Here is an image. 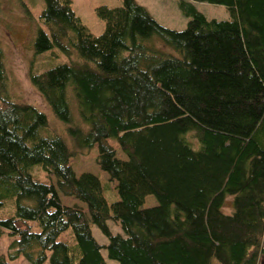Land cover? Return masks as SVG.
<instances>
[{
	"label": "trees",
	"instance_id": "obj_1",
	"mask_svg": "<svg viewBox=\"0 0 264 264\" xmlns=\"http://www.w3.org/2000/svg\"><path fill=\"white\" fill-rule=\"evenodd\" d=\"M192 1L231 19L180 0L179 31L122 0L95 9L105 28L94 35L72 0H43L35 53L57 47L68 62L28 76L72 147L43 111L10 99L0 46V239L10 238L0 264H264V0ZM91 149L116 182L113 202L98 175L73 169ZM149 195L156 204L144 207Z\"/></svg>",
	"mask_w": 264,
	"mask_h": 264
},
{
	"label": "rangeland",
	"instance_id": "obj_2",
	"mask_svg": "<svg viewBox=\"0 0 264 264\" xmlns=\"http://www.w3.org/2000/svg\"><path fill=\"white\" fill-rule=\"evenodd\" d=\"M72 1L74 12L94 35H100L105 28V22L97 16L95 9L101 5L115 7L122 3V0ZM179 1L180 0H137L139 4L148 9L155 20L161 25L180 31L187 28L189 19L179 7ZM186 1L192 2L207 19H231L230 13L224 5L192 0ZM43 8V0H0V46L3 50L4 63L8 77L7 94L12 100L32 104L43 111L47 116L49 128L52 131H58L69 146L72 147L71 140L66 132L64 124L55 117L47 102L31 84L28 76L30 69L41 72L60 63L68 62V57L57 47L39 54L35 53L34 44L38 31L41 28L47 30L41 17ZM75 112L77 113L76 107ZM189 139L193 141L194 146H196L193 136H189ZM96 153L97 151L94 149L77 153L72 158V163L74 165L73 169L77 175L83 172H92L98 175L105 187V197L109 202H113L118 198L115 188L116 182L110 183L108 181V174L102 171L97 163ZM117 157L122 159L126 158L121 151L117 152ZM29 171L36 178L47 182L49 181L47 173L41 165H34ZM50 178L55 184L53 175H51ZM106 180L108 182H106ZM59 196L63 204L67 206L77 205L84 211H87L86 206L75 198L64 196L62 193H59ZM231 202L232 197H229L223 209L227 213L232 211ZM155 204L156 199L154 196L149 195L145 198L144 207L153 206ZM107 223L114 234L122 233L121 228L112 220H109ZM91 228L94 237L100 244L108 243L107 237L96 225L92 224ZM70 235L71 232L68 231L63 234L61 239L70 241ZM9 239L7 234H4L0 239V253H7V247L10 242ZM101 252L108 262L115 263V261L108 259L105 248H103ZM11 264L30 263L21 256L14 262H11ZM44 264H48V261Z\"/></svg>",
	"mask_w": 264,
	"mask_h": 264
}]
</instances>
